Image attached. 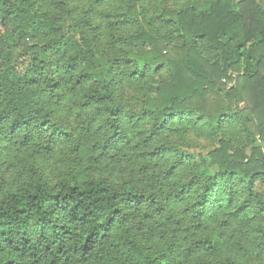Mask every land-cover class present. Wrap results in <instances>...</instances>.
<instances>
[{
    "label": "trees",
    "instance_id": "obj_1",
    "mask_svg": "<svg viewBox=\"0 0 264 264\" xmlns=\"http://www.w3.org/2000/svg\"><path fill=\"white\" fill-rule=\"evenodd\" d=\"M113 1L103 31L74 0H0V264H186L165 241L175 209L197 219L217 212L243 220L253 206L255 217L264 215V0ZM163 69L169 80L156 84L155 97L138 112L124 108L122 84L144 86ZM66 100L99 122L95 162L114 160L107 168L117 171L134 157L137 180L44 179L37 159L62 147L84 151L57 118ZM192 127H236L250 154L220 140L195 160L164 142ZM13 161L30 164L28 179L4 188L1 169ZM257 239L261 256V228ZM218 245L204 238L192 249L214 256Z\"/></svg>",
    "mask_w": 264,
    "mask_h": 264
},
{
    "label": "rangeland",
    "instance_id": "obj_2",
    "mask_svg": "<svg viewBox=\"0 0 264 264\" xmlns=\"http://www.w3.org/2000/svg\"><path fill=\"white\" fill-rule=\"evenodd\" d=\"M148 1L155 2V0ZM200 2L204 4V0H200ZM71 5L75 7L77 13L82 15L87 12V9H91L89 14L95 21L102 24L104 31L108 23L103 13L116 11L118 1L110 0L105 3H98L95 0H74ZM164 7L166 10H175L179 8V3L174 6L171 3H166ZM161 9L162 7L156 5L150 15H156ZM203 11L205 12L206 9L204 8ZM160 32L164 35L168 34L165 30H160ZM233 76L236 77V75ZM163 80H169L167 69L161 70L159 77L153 78L149 84H144V86H137L135 82L123 83L119 90L122 105L127 110L138 112L146 98L155 97L156 84ZM58 109V120L66 124L73 138L81 141L84 151L62 147L56 149V155L52 158L37 159L34 163L44 179L50 184H55L60 179H83L86 176L108 178L116 183L130 179L137 180L136 174H138L140 164L137 166L138 162L134 157L132 159L127 155L118 166L117 171H111L107 168L114 160L109 161L103 158L99 164L95 162L98 157H101L99 156L100 150L96 148L102 138V130L98 121L93 123L88 114H79L70 100L58 102ZM220 140H229L234 147L242 148L247 155L250 154L251 148L247 145L245 134L236 127H225L217 134L204 128L192 127L183 132L169 133L164 138V142H176L181 145L178 150L183 154L190 155L195 160H198L199 155H205L218 148ZM76 158L80 160L78 170H75L73 163ZM165 165L166 162H161L157 167L151 168L149 176L144 181L149 182L156 178ZM30 167L29 163L22 165L17 161H13L12 165L6 164L1 169L4 188L10 187L14 179H26ZM208 171L215 174L217 168H211ZM261 191H264V188ZM251 209L252 211L243 220L232 221L226 215L217 212H212L213 215L211 214L210 217L197 219L180 209H175V220L170 222L167 227L165 241L171 240L178 245L175 257H185L186 264H195L197 260L211 262L228 257L240 264H264V254L257 256L258 250L256 249L258 245L257 229L264 230V215L255 217L256 208L253 206ZM222 221L224 222L222 223ZM204 238L218 242L216 255L205 256L192 249L196 241ZM167 242H165L166 244L160 243V246L167 245Z\"/></svg>",
    "mask_w": 264,
    "mask_h": 264
},
{
    "label": "built area",
    "instance_id": "obj_3",
    "mask_svg": "<svg viewBox=\"0 0 264 264\" xmlns=\"http://www.w3.org/2000/svg\"><path fill=\"white\" fill-rule=\"evenodd\" d=\"M225 82V81H224Z\"/></svg>",
    "mask_w": 264,
    "mask_h": 264
}]
</instances>
